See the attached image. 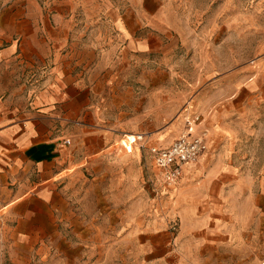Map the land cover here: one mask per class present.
Returning <instances> with one entry per match:
<instances>
[{
  "label": "rangeland",
  "instance_id": "obj_1",
  "mask_svg": "<svg viewBox=\"0 0 264 264\" xmlns=\"http://www.w3.org/2000/svg\"><path fill=\"white\" fill-rule=\"evenodd\" d=\"M37 1L52 22L58 20L54 7H75L69 14L74 28H98L105 36L101 48L117 54L122 45L113 39L114 19L106 11L138 7L141 0H86L102 6L98 14L78 10L85 0ZM143 3L149 14L135 15L150 32L149 48L130 50L125 63L114 55L95 77L93 106L109 114L105 121L122 123L144 96L151 116L165 113L167 143L198 114L196 129L211 139L201 155L211 161L231 153L225 158L234 165L227 173L231 231L224 241H210L195 219L182 220L178 200L172 212L165 199L173 191L152 199L147 181L157 169L148 145L158 141L136 138L129 150L120 139L142 133L124 128L99 158L58 183L53 224L35 244H0V264H264V0Z\"/></svg>",
  "mask_w": 264,
  "mask_h": 264
},
{
  "label": "crops",
  "instance_id": "obj_2",
  "mask_svg": "<svg viewBox=\"0 0 264 264\" xmlns=\"http://www.w3.org/2000/svg\"><path fill=\"white\" fill-rule=\"evenodd\" d=\"M24 1L29 5L22 7ZM87 3L85 0L78 10L84 8V12L93 14L102 10L100 5L92 7ZM139 4L106 11L114 19L113 39L122 45L115 54L101 48L105 36L98 28L89 32L86 28H74L75 23L69 18L70 11L75 9L73 6L54 7L56 18L52 17L58 19L56 23L50 21L49 12L37 0H13V4L0 0L2 247L7 240L10 247L35 244L53 224L54 192L58 183L72 170L80 172L99 158L124 128L141 130L144 140H155L163 146L169 144L162 139L165 113L157 110L152 117L149 101L147 98L144 101V96L140 103L131 105L122 123L105 121L109 114L103 113L98 105L93 106L95 95L91 91L97 92L99 82L95 77L103 68H109L114 55L117 61L125 63L132 60L130 50L149 48L150 32L144 31L143 21L135 14L143 18L150 8L143 0ZM138 27L141 34L135 36ZM206 123L211 126L209 121ZM155 125L159 126L157 130L151 128ZM134 135L126 133L127 138L120 139L129 150L135 141ZM206 137L209 144L208 132ZM230 155L220 152L211 161L201 155L197 161L187 163L182 184H177L179 188L161 184L155 173L147 181L152 199L160 200L162 195L173 191L165 199L172 203V212L178 200L183 221L195 219V226L205 229L206 239L224 241L231 231L230 224L226 223L230 183L227 173L234 165L231 160H225ZM198 172L201 175L195 182ZM212 248L217 250L216 246Z\"/></svg>",
  "mask_w": 264,
  "mask_h": 264
},
{
  "label": "built area",
  "instance_id": "obj_3",
  "mask_svg": "<svg viewBox=\"0 0 264 264\" xmlns=\"http://www.w3.org/2000/svg\"><path fill=\"white\" fill-rule=\"evenodd\" d=\"M200 119L198 114L188 117L185 120V129L168 145H148L157 168L156 179L161 184L174 186L180 183L185 165L197 161L208 149L206 130L196 129ZM136 136L142 138L141 134Z\"/></svg>",
  "mask_w": 264,
  "mask_h": 264
},
{
  "label": "bare ground",
  "instance_id": "obj_4",
  "mask_svg": "<svg viewBox=\"0 0 264 264\" xmlns=\"http://www.w3.org/2000/svg\"><path fill=\"white\" fill-rule=\"evenodd\" d=\"M133 137H134V139L136 140L137 136H136V135H134Z\"/></svg>",
  "mask_w": 264,
  "mask_h": 264
}]
</instances>
